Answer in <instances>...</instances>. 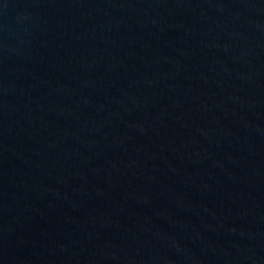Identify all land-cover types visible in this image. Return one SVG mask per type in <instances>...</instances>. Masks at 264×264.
I'll return each instance as SVG.
<instances>
[{"label":"water","instance_id":"95a60500","mask_svg":"<svg viewBox=\"0 0 264 264\" xmlns=\"http://www.w3.org/2000/svg\"><path fill=\"white\" fill-rule=\"evenodd\" d=\"M0 264H264V0H0Z\"/></svg>","mask_w":264,"mask_h":264}]
</instances>
